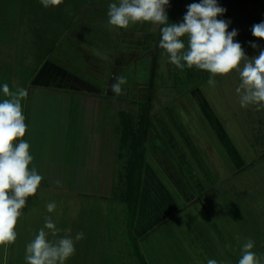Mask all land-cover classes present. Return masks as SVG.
Segmentation results:
<instances>
[{
	"label": "rangeland",
	"instance_id": "obj_1",
	"mask_svg": "<svg viewBox=\"0 0 264 264\" xmlns=\"http://www.w3.org/2000/svg\"><path fill=\"white\" fill-rule=\"evenodd\" d=\"M114 2L118 0H63L59 5L63 9L73 7L65 12L57 6L45 9L40 0H0V101L7 98L2 86L5 83L13 85L15 80H27L44 57L49 61H63L74 70L80 67L79 71L89 78L97 77L100 81L104 78L106 83L113 78L112 73L115 77L123 75L127 78L123 94L116 96L111 90H104L103 97L119 101L121 113L129 115L136 123L141 104L152 87V98L147 102L152 124L147 135L151 136V141L147 140L153 142L154 148L166 150L168 163L175 162L176 169L172 170L171 165L164 170L151 161L152 169L147 172L151 177L146 178L142 171L147 186L145 194L149 190V200L156 203L152 208L156 214L145 212L142 219L132 214L123 200L127 193L125 182L119 188L115 186L113 197L106 201L96 197L87 202L75 201L80 205L74 206L72 221L63 210L58 214V209H62L60 205L54 210L55 214L45 216L23 210L22 214L33 215L19 217L15 243L7 250L0 246V264H26V245L43 227L46 216L61 229L57 238L71 235L74 239L77 233H84V239L75 243L76 252L66 264H141L140 259L135 258L137 255L146 264H195V260L207 264L209 259L231 264L228 256L238 264L241 247L248 238L255 242L252 250L261 256L264 254V109L257 111L252 105L240 106L236 88L241 81L236 70L225 76H215V86H210L207 82L210 75L202 79L190 77L193 68L187 70L185 67L181 71L170 64L168 55L158 46L161 25L138 22L127 29H110L107 12L109 4ZM199 2L170 0L166 8L169 23L182 22L187 6ZM217 3L226 9L218 19L230 21L229 31L237 30L235 41L242 45L246 56L252 58L264 50V40L251 32L254 24L264 21V0H217ZM54 9L56 12L52 11ZM68 23L82 35L76 38L81 40L76 44L85 52L84 60L75 51L77 48L69 49L70 56L62 59L53 48L51 41L61 26L67 25L71 32ZM250 42L258 47L252 48ZM112 46L116 53L121 48L119 75L112 71L116 54L111 52ZM106 88H109L107 84ZM59 99L64 102L67 98L60 95ZM72 104L76 115L81 114L78 105L74 101ZM48 109H53L50 101L44 108L31 109L30 117L34 120L37 114H45ZM46 118L47 115L42 116L41 120ZM104 118L102 115L101 128H104ZM30 125L28 134L39 131L41 126L43 133L52 132L47 122ZM76 128L78 131L80 125ZM144 145L137 150L139 154L145 150ZM129 148L128 145L123 147V157L130 154ZM175 148H178L177 153ZM180 169H183L181 173ZM179 173L185 187L177 179ZM124 174L122 170V177ZM173 181L179 182V188L188 193V199ZM93 191L96 196L99 194L98 188ZM36 198L41 197L38 194ZM173 200L177 206L172 211ZM165 214L170 215L154 226L152 222ZM225 244L227 261L220 252L222 249H218Z\"/></svg>",
	"mask_w": 264,
	"mask_h": 264
},
{
	"label": "clouds",
	"instance_id": "obj_2",
	"mask_svg": "<svg viewBox=\"0 0 264 264\" xmlns=\"http://www.w3.org/2000/svg\"><path fill=\"white\" fill-rule=\"evenodd\" d=\"M62 2L40 0L45 9ZM169 3L170 0H118L108 6V25L110 29H127L138 22L161 25L158 46L166 52L170 64L181 71L185 66L207 71L210 86H215V76H225L236 70L241 81L236 88L240 106L252 105L257 111L264 109V50L252 58L246 56L242 45L235 41L237 30L229 31L230 21L218 19L226 9L219 6L217 0L189 4L180 23H169L166 11ZM251 32L264 40V21L254 24ZM250 45L254 49L258 47L255 43L250 42ZM126 84L125 76H117L111 91L120 96ZM2 92L7 98L0 101V246L7 250L17 239L15 228L22 209L27 199L37 193L43 177L35 167L29 169L33 156L29 143L22 139L27 132L22 101L28 96V90L12 91L5 83ZM55 183L61 186L60 180ZM56 207L55 202L46 204L48 213L54 212ZM60 231L56 222L46 216L43 227L26 245V264H66L76 252L75 243L84 239V233H77L74 239L71 235L57 238ZM254 244L252 239H246L238 264H264V256L252 250ZM207 264L218 262L209 259Z\"/></svg>",
	"mask_w": 264,
	"mask_h": 264
},
{
	"label": "crops",
	"instance_id": "obj_3",
	"mask_svg": "<svg viewBox=\"0 0 264 264\" xmlns=\"http://www.w3.org/2000/svg\"><path fill=\"white\" fill-rule=\"evenodd\" d=\"M57 7L65 12H67V10H73L72 5L70 9H63L62 6ZM80 10L81 9H79V11ZM52 11L56 12V9ZM68 26L72 27L71 32L68 31L67 25L61 26V30L53 37L51 41L55 46H53V48L56 50V54L60 56V59L70 56L69 52L72 51V48H77L75 51L81 55L83 59L85 52H82L80 47L76 44L81 42L80 39L76 38L82 35H80L78 31L73 30V24L68 23ZM65 37H67V39H65ZM118 41L120 42V38L117 40L118 46H120ZM61 43L64 45L61 47L58 46V44L60 45ZM69 49L71 50L69 51ZM110 50L116 53V49H114L113 46ZM120 50L121 48L118 49L113 57L115 62L112 66V71L114 73L118 72V75L121 69V65L119 64L120 58L118 56L120 55ZM44 58L37 66L35 72L32 73L27 80H20V82L15 80L13 85H9L13 91L18 88H25L28 90V96L22 101L27 127L30 124L31 127H34V124H40L42 122H47V124L52 127L51 133H43V126H41L39 131L30 132V134L26 132L25 136L22 138L29 143V151L33 156V162L29 165V169L35 167L37 172L43 177L37 193L27 199L26 207L22 209V213L23 210L26 213L35 211L37 216H45L48 214L46 204L55 202L56 206L60 205L62 207V209H58V214H62L63 210L67 216H70L69 218L72 221L74 206H78L79 204L75 201L87 202L90 198H93V200L97 198L99 201H106V199H111L113 197L112 190L114 187L117 186L119 188L121 183L124 182L122 170H126L130 157L129 153H127V155L125 154L123 157L122 149L130 144L131 141L128 140L126 143H123L121 132L119 131L121 114L120 102L114 100L113 97L104 98L101 93L104 90L108 92L111 90V84L114 83L115 74L112 73L111 75L113 78H111L109 83H106L104 78H102L101 81L97 77L89 78L82 70L79 71L80 67L74 70L63 61H49ZM106 84L109 88H106ZM60 95H66L67 99H65L64 102L61 101L59 99ZM39 98H41V100H39ZM45 101H50V105L53 109H48L45 114L39 111L40 114H37L38 117L32 120L31 109L34 110V107L44 108ZM73 101L78 105V110H80L81 114L76 115L75 110L72 109L74 106L72 104ZM43 102L45 103L43 104ZM65 102H68V104H65ZM61 106V109H56ZM103 109H107V112L103 111ZM45 115H47V118L41 120L42 116L44 117ZM102 115L105 117L104 128H101L102 126L100 124V122H102ZM78 116L81 117V119H78ZM96 122L99 123L95 124ZM77 125H80L79 130L81 129V132L79 130L77 131ZM147 138L150 139L151 136H146L142 147L144 144H147V147L144 145L145 150L140 152V162L143 169L141 170L140 191L135 208V214H137V217L139 215L138 218L140 219L144 217L143 213L145 214V212L149 214L152 213L151 215L156 214V212H153L154 209L152 210L156 203L149 200L150 194L149 196L147 195L149 190L147 194H145L144 191L145 187L147 189V186L143 178V173H145L146 178L151 177L147 175L149 169H152L150 165L151 161L156 164L157 167H162L164 170L165 168L168 169L171 165L173 167L172 170L176 169L175 162L168 163L169 159L165 156L166 150L162 147L159 149L154 148L155 145L152 144L153 142H149ZM160 152H164V154L162 153L160 156ZM174 152L177 153L178 148H175ZM44 154L48 155V157ZM158 155L160 156L159 158ZM163 164L165 166H163ZM180 170L181 173L183 169ZM179 175L177 179L181 184L183 178L182 175H180L181 177L179 178ZM57 180L61 181V186L56 185L55 182ZM179 182H174L175 186H178V188L180 186ZM172 185L175 187L174 184ZM189 185L191 186V184ZM185 186L186 183L183 184V187ZM96 188L99 190L97 196L93 191V189L96 190ZM101 190L104 191L102 192ZM179 190L181 189L179 188ZM181 191L180 193L184 195L185 199H188L186 196L188 193H185L183 188ZM38 194L41 198L37 199L36 197ZM182 194H180V196L182 200H184ZM118 198L122 199V197ZM173 202L172 211L175 210L174 208L177 206L174 200ZM42 212H44V214H42ZM53 214H55V211ZM23 215L32 216L33 214H22L20 218ZM130 215L131 214H129V216ZM169 215L170 214H165V216L162 215L158 217L152 222L153 225L158 226L168 218ZM20 218L18 219L20 220ZM17 223H19V221H17ZM68 224L71 226V222ZM216 240L223 244L219 239ZM231 245L233 246V244ZM225 246H227V244H225L223 248L218 247V249L223 250ZM222 250L220 252H222L227 261V251ZM260 255L264 256L262 253ZM135 258L137 257L135 256ZM219 258L224 261L222 257ZM228 259L232 261L231 264H234V258H232V256H228ZM195 264H201V260H195Z\"/></svg>",
	"mask_w": 264,
	"mask_h": 264
},
{
	"label": "trees",
	"instance_id": "obj_4",
	"mask_svg": "<svg viewBox=\"0 0 264 264\" xmlns=\"http://www.w3.org/2000/svg\"><path fill=\"white\" fill-rule=\"evenodd\" d=\"M175 12L176 10H174V13ZM193 69H194L193 70L194 72H191L190 77L194 75V76H199V79H202L205 75L206 76L210 75V73H208L205 70H199V69H196L195 67H193ZM152 91H153L152 87L148 89L147 99L141 104L142 106L141 114L139 116V120H137L136 123L132 121V118L129 115H126L124 113L120 114L119 131L121 132L123 143H126L128 140L131 141V143L128 144L130 145L129 149L131 150L130 157L128 159L127 168L124 174V182H125L127 193L125 197H123V200L127 204L132 214H135V208H136V204H137V200L139 196L140 183H141V170H142L141 162H140L141 157H140V154L138 153L139 151L137 150L138 149L141 150L140 148L142 147V144L144 140L146 139V136L148 133L147 130L151 124V120L148 117L149 104L147 106V102L149 103L150 98H152L151 97ZM144 103H146L145 106H144ZM135 140L136 142L134 144ZM137 258L140 259L141 264H146L144 263V259L140 255H137Z\"/></svg>",
	"mask_w": 264,
	"mask_h": 264
},
{
	"label": "water",
	"instance_id": "obj_5",
	"mask_svg": "<svg viewBox=\"0 0 264 264\" xmlns=\"http://www.w3.org/2000/svg\"><path fill=\"white\" fill-rule=\"evenodd\" d=\"M154 64H155V58H153V60H152V66H151V77H152V75H153V73H154ZM151 84V83H150Z\"/></svg>",
	"mask_w": 264,
	"mask_h": 264
}]
</instances>
